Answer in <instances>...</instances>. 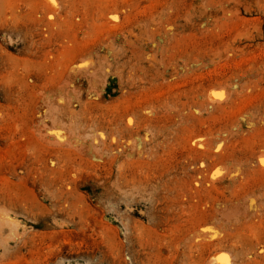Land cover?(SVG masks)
Returning <instances> with one entry per match:
<instances>
[{
  "label": "rangeland",
  "instance_id": "obj_1",
  "mask_svg": "<svg viewBox=\"0 0 264 264\" xmlns=\"http://www.w3.org/2000/svg\"><path fill=\"white\" fill-rule=\"evenodd\" d=\"M53 1L0 0V264H264V0Z\"/></svg>",
  "mask_w": 264,
  "mask_h": 264
},
{
  "label": "bare ground",
  "instance_id": "obj_2",
  "mask_svg": "<svg viewBox=\"0 0 264 264\" xmlns=\"http://www.w3.org/2000/svg\"><path fill=\"white\" fill-rule=\"evenodd\" d=\"M47 1L54 7V9H56V7H58V6H56L57 4H55V2L53 0H47ZM109 21H110V23H116L117 22L114 17L111 18ZM8 222H9L8 225L10 227V231L11 232H18V230H19V222H18V220L16 218H13L11 220L10 217H9V221ZM212 259H213V262H211V264L212 263L213 264H229V259L227 257L221 255V253L220 254H218V253L212 254Z\"/></svg>",
  "mask_w": 264,
  "mask_h": 264
}]
</instances>
